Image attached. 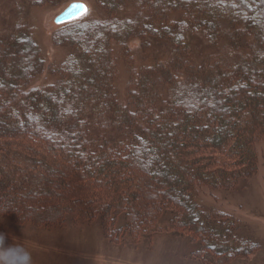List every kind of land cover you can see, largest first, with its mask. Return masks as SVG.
Masks as SVG:
<instances>
[{"label": "trees", "instance_id": "trees-1", "mask_svg": "<svg viewBox=\"0 0 264 264\" xmlns=\"http://www.w3.org/2000/svg\"><path fill=\"white\" fill-rule=\"evenodd\" d=\"M128 2L135 15L122 23L114 13ZM100 3L110 15L106 26L80 24L76 34L60 39L73 52L48 69V75H60L45 89L29 85L43 72L44 61L22 17L0 28V186L25 199L37 185L65 184L70 170L104 185L106 214L111 204L134 200L144 218L159 207L158 198L176 200L175 210L164 212L163 223L152 228L190 227L197 254L206 233L190 217L205 221L212 234L229 233L249 245L244 226L234 225L238 218L204 207L198 194L203 186L238 187L258 166L256 149L264 144V0ZM132 23L138 24L135 31ZM131 35L148 39L144 55L149 40L157 42L164 59L139 64L126 44ZM194 36L204 41L200 47L190 43ZM114 43L121 44L120 58ZM123 65L124 100L117 91ZM147 172L154 173L153 186ZM70 184L69 190L80 186ZM129 215L127 207L119 221L128 233ZM109 230L116 234L121 227ZM221 242H211L218 255L240 248Z\"/></svg>", "mask_w": 264, "mask_h": 264}, {"label": "rangeland", "instance_id": "rangeland-1", "mask_svg": "<svg viewBox=\"0 0 264 264\" xmlns=\"http://www.w3.org/2000/svg\"><path fill=\"white\" fill-rule=\"evenodd\" d=\"M17 1L18 5L15 7L16 0H0V28H10L16 24L17 17H22L21 25L28 28L39 56L44 61L43 72L38 73L29 84L36 85L37 88L45 89L53 84L60 72L48 75V69L64 62L73 52L69 44H61L60 39L66 33L76 34L75 30L78 31L77 25L80 24L82 29L90 27L84 26L88 23L105 27L110 17L100 0ZM73 2L82 3L87 12L70 22L56 24L54 17L67 3ZM132 4L125 3L115 11L118 21L124 23L126 19L134 17ZM129 26L131 31H135L138 24L132 23ZM198 38H190V43L200 47L204 41ZM128 39L126 44L139 64L144 59H164L157 42L149 40L151 46L144 55L142 43L148 39L143 40L138 35H131ZM120 46L121 44H113L115 58H120ZM24 66H29L28 60ZM119 69L117 91L120 99L124 100L127 71L124 65ZM176 95L180 97L182 94ZM42 145L53 156L58 155V151L49 144ZM256 150L258 166L254 172L246 174L245 183L238 187L231 185V188L220 185L214 188L203 186L198 194L199 202L204 207L218 209L238 218L234 225L239 223L244 226L246 236L250 238L249 245L239 238L230 239L229 233L224 236L221 232L212 234L205 221L190 217L194 223L202 225L206 233L207 243L197 254L192 248L198 239L190 227L179 224L178 228H164L162 225L152 228V224L159 221L164 212L175 210L172 201L176 204V200L169 199L166 203L158 198L159 207L145 213L144 218L139 214L142 206L138 207L134 200L120 206L111 204L106 214L108 192L104 185L97 180L93 181L91 176L77 178L69 170L65 173V184L53 180L55 184L46 185L47 190L42 185H37L34 193L25 199L20 191L10 192L5 186H0V264H264V144L259 143ZM138 158H141V154ZM134 175L132 172L128 177L133 178ZM145 178L152 186L156 182L154 173L149 172ZM70 182L78 183L79 188L69 190ZM156 187L162 186L156 184ZM149 201L156 203L154 198ZM102 203L105 205L101 206ZM97 206L100 207L99 210ZM127 207L130 215L126 220L132 221L129 233L125 230L126 225L119 223ZM162 223L161 220L158 222ZM102 224L105 228H102ZM118 226L121 227L119 233H107L109 229ZM225 239L226 242L240 244V248L218 255L211 242ZM239 250H242V254Z\"/></svg>", "mask_w": 264, "mask_h": 264}, {"label": "water", "instance_id": "water-1", "mask_svg": "<svg viewBox=\"0 0 264 264\" xmlns=\"http://www.w3.org/2000/svg\"><path fill=\"white\" fill-rule=\"evenodd\" d=\"M74 4H82V3L73 2V3L69 4L62 12H60L59 14H57L54 17V22L56 24H62V23L70 22V21L78 18L80 16L79 14H77V16L69 15V12L72 10V5H74Z\"/></svg>", "mask_w": 264, "mask_h": 264}, {"label": "snow or ice", "instance_id": "snow-or-ice-1", "mask_svg": "<svg viewBox=\"0 0 264 264\" xmlns=\"http://www.w3.org/2000/svg\"><path fill=\"white\" fill-rule=\"evenodd\" d=\"M86 12L87 9L83 4H74L72 5V10L69 12V15H73V16H77V14L83 15Z\"/></svg>", "mask_w": 264, "mask_h": 264}]
</instances>
